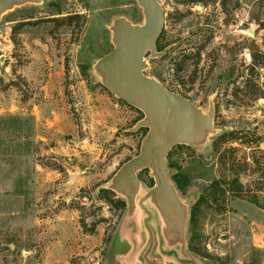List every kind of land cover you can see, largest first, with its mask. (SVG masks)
I'll list each match as a JSON object with an SVG mask.
<instances>
[{"label":"rangeland","instance_id":"rangeland-1","mask_svg":"<svg viewBox=\"0 0 264 264\" xmlns=\"http://www.w3.org/2000/svg\"><path fill=\"white\" fill-rule=\"evenodd\" d=\"M158 2L162 56L146 55L142 73L207 119L203 140L164 154L188 251L206 264H264V0ZM119 21L144 24L136 0H33L0 13V264H113L120 225L146 224L137 203L157 185L152 166L137 169L131 203L114 184L150 133L146 111L100 66ZM199 163L207 172L195 177Z\"/></svg>","mask_w":264,"mask_h":264},{"label":"water","instance_id":"water-1","mask_svg":"<svg viewBox=\"0 0 264 264\" xmlns=\"http://www.w3.org/2000/svg\"><path fill=\"white\" fill-rule=\"evenodd\" d=\"M33 0H0V13L18 4ZM144 13V24L130 25L119 21L115 25L113 48L100 60L109 86L126 99L141 106L147 115L149 136L141 153L127 162L115 177V189L133 201L131 187H137V169L152 166L157 185L140 200L139 206L152 197L156 205L166 210L177 203V197L164 169L166 150L180 141L200 142L204 138L207 119L187 98L168 90L155 79L142 73L146 55L158 59L156 42L164 25V11L158 0H136ZM147 224V223H146Z\"/></svg>","mask_w":264,"mask_h":264},{"label":"crops","instance_id":"crops-1","mask_svg":"<svg viewBox=\"0 0 264 264\" xmlns=\"http://www.w3.org/2000/svg\"><path fill=\"white\" fill-rule=\"evenodd\" d=\"M146 193L138 200L140 209L142 208L139 202ZM174 195L177 197L175 192ZM147 201L154 208L153 211H148L150 218L147 216V224L143 229L136 223H130L129 218L120 225L118 236L110 247L113 264H206L204 260L188 251L184 237L186 208L178 197V204L173 203L172 208L166 210L160 209L152 197L144 202ZM131 208L129 207V212ZM143 234L148 236L147 245Z\"/></svg>","mask_w":264,"mask_h":264},{"label":"trees","instance_id":"trees-1","mask_svg":"<svg viewBox=\"0 0 264 264\" xmlns=\"http://www.w3.org/2000/svg\"><path fill=\"white\" fill-rule=\"evenodd\" d=\"M191 172L193 173V175L194 174H197V175H195V177H199V176L202 177V176H204L206 174L207 170L205 169V166L204 165H202L201 163H199V165H197V167H196V170L194 169ZM191 172L188 173V175H186V176H182L181 178H178V176H175V179H174L173 182H174L175 187L177 189H179L181 191H184L185 190V188L188 186L189 181H190V178L192 176ZM260 175H264V173H261ZM225 179H226V177H224V179L222 178V180H217V181H214L213 180V182L211 183V186L209 187V189L211 188L210 189L211 190L210 193L213 194L214 197H216V195L214 193L218 194L217 190L221 194H224L225 193V191H226L225 188H224V186H225ZM240 180L241 179H239L237 177L233 181V186H235V188H237L235 191H238V192H241V189H242L241 184H240ZM213 189H216V190H213ZM260 208L261 209H264L263 206L260 207Z\"/></svg>","mask_w":264,"mask_h":264}]
</instances>
